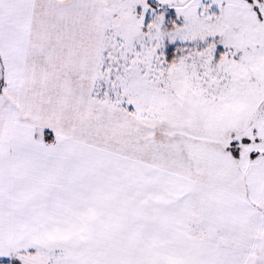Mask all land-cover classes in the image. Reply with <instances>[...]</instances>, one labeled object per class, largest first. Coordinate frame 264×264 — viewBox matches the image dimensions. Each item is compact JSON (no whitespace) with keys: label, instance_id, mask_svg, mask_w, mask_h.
Instances as JSON below:
<instances>
[{"label":"snow or ice","instance_id":"snow-or-ice-1","mask_svg":"<svg viewBox=\"0 0 264 264\" xmlns=\"http://www.w3.org/2000/svg\"><path fill=\"white\" fill-rule=\"evenodd\" d=\"M0 264H264V0H0Z\"/></svg>","mask_w":264,"mask_h":264}]
</instances>
